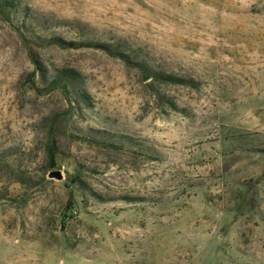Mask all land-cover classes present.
<instances>
[{"label": "rangeland", "instance_id": "obj_1", "mask_svg": "<svg viewBox=\"0 0 264 264\" xmlns=\"http://www.w3.org/2000/svg\"><path fill=\"white\" fill-rule=\"evenodd\" d=\"M9 1L0 264H264V0Z\"/></svg>", "mask_w": 264, "mask_h": 264}, {"label": "trees", "instance_id": "obj_2", "mask_svg": "<svg viewBox=\"0 0 264 264\" xmlns=\"http://www.w3.org/2000/svg\"><path fill=\"white\" fill-rule=\"evenodd\" d=\"M14 3L12 1L9 0H5L4 2L1 3V7L0 8H5V7H10L13 6L14 7ZM64 43L70 45V46H79V45H83L80 42H77L75 40H69V41H64ZM95 45H98L99 47L112 51L113 53L121 56L122 58L128 60V61H132L131 56L125 54L124 52L120 51L119 48L112 44H109L107 42H92ZM134 63H136V65H138L142 71L144 72L146 79H163L165 81L168 82H181V83H195V81L193 79H185L182 77H179L176 74L173 73H167V72H163V71H157L155 70L153 67H151L147 62L144 61H133ZM78 73L75 69L72 68H62L60 70L57 71V73L55 74L54 78L51 80L52 84L54 87H62V88H67L72 81L77 80L78 77ZM87 94L84 93L82 94V96L85 98H87L86 96ZM175 105V104H174ZM51 159H54L53 153L51 152Z\"/></svg>", "mask_w": 264, "mask_h": 264}, {"label": "water", "instance_id": "obj_3", "mask_svg": "<svg viewBox=\"0 0 264 264\" xmlns=\"http://www.w3.org/2000/svg\"><path fill=\"white\" fill-rule=\"evenodd\" d=\"M52 176H56L58 178H62L63 177V175H62V173L60 171H54Z\"/></svg>", "mask_w": 264, "mask_h": 264}]
</instances>
